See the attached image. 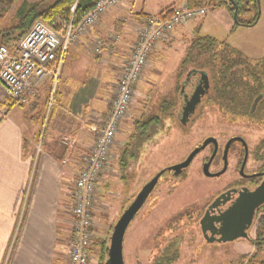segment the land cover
<instances>
[{"label":"rangeland","instance_id":"1","mask_svg":"<svg viewBox=\"0 0 264 264\" xmlns=\"http://www.w3.org/2000/svg\"><path fill=\"white\" fill-rule=\"evenodd\" d=\"M127 1L130 2L133 12L142 11L144 14H158L173 4L178 5L183 2L178 0ZM21 2L22 0H17L13 5L5 24L10 23ZM253 14L252 11L251 14L240 16V18L249 20ZM258 14L259 19L255 26L236 27L231 32L234 21L225 8L208 11L203 18L188 24V28L184 29L183 37L177 36L175 40L172 38L166 41L163 43L161 52L153 51L150 54L143 74L136 84L128 115L122 122L110 149L107 166L100 174L95 187L92 226L94 240H107L109 245L113 226L140 189L162 168L182 162L207 137L215 138L222 146L229 138L238 136L245 141L251 155L258 142L264 140V130L261 128L244 118L234 120L222 118L210 105H204L198 112L196 111L191 122L185 126H182L178 118L170 114L171 112L167 114L161 112L164 102H177L179 66L186 57L190 40L196 36L211 37L217 42L226 43L250 61L264 62V0H259ZM195 29H197L196 34H194ZM78 40L79 38L76 42ZM108 51L111 53V49ZM69 54H66L59 72V82L61 84L65 80L74 85L81 77L79 67L85 68L83 66L85 60L81 59L80 66L78 57H70ZM89 77L90 75L88 78L87 76L81 78L88 81ZM87 85L86 96L81 94L83 97L81 101L79 99L81 97L78 98L79 103L75 111L80 109L79 104L81 106L82 100L86 97H97L96 79L91 80ZM59 93L60 86L57 87L56 84L52 95L54 104L59 101ZM49 103L50 98L47 101V109L41 107L33 113H27V117L33 119L34 124L38 126L37 143L39 145L49 121ZM92 111V106H88L87 115H91ZM152 117H158L159 124L150 127L148 136L139 135L134 124ZM81 147L83 148L84 144ZM233 147L235 149L233 157H236L238 145ZM87 151L82 150L81 157ZM125 152L128 154L125 155L126 159L130 154L135 156L132 159L128 158L127 166L122 169L121 155ZM207 157L206 150L201 152L181 177L173 178L171 174L162 177L156 190L148 197L144 206L127 227L123 238L124 264H154L163 249L170 246L166 243L177 241L180 242L177 248L178 258L171 264H244L253 256L257 262L264 260V250L257 253L253 245L246 240L225 244H205L196 225L188 222V217L192 213L199 214L202 207L222 192L230 180L228 174L220 179L203 177L201 163ZM231 161L229 160L233 166L234 158ZM216 169L217 167L214 166L211 171L214 172ZM78 171L79 169L70 180L71 192H73ZM71 207L72 200H70L69 215ZM67 218L69 219V216ZM255 232L256 227L250 233L251 239L254 238ZM174 245L176 244H172L173 249ZM62 249V254L68 261V244H64ZM243 257L246 258L242 260ZM98 263V252L94 250L89 264Z\"/></svg>","mask_w":264,"mask_h":264},{"label":"crops","instance_id":"2","mask_svg":"<svg viewBox=\"0 0 264 264\" xmlns=\"http://www.w3.org/2000/svg\"><path fill=\"white\" fill-rule=\"evenodd\" d=\"M144 15L156 14L133 12L130 2L123 0L69 46L64 60L67 53L77 56L80 66L81 59L85 60V68L79 67L81 77L90 75V79L80 77L77 84L65 80L60 84L59 76V101L52 102L48 110L40 145L38 126L27 115L41 107L47 109L51 80L44 79L37 96L24 106L4 104L7 100L0 86V264H68L62 248L70 238L69 183L81 167V151L89 150L94 142L92 127L100 124L110 108L121 66L130 56ZM116 22H122L119 33L114 31ZM188 26L175 29L168 41L183 37ZM97 40L106 49L93 55L90 49ZM162 46L154 51L161 52ZM95 79L97 97H86L75 111L88 82ZM88 106L93 108L90 116Z\"/></svg>","mask_w":264,"mask_h":264},{"label":"built area","instance_id":"3","mask_svg":"<svg viewBox=\"0 0 264 264\" xmlns=\"http://www.w3.org/2000/svg\"><path fill=\"white\" fill-rule=\"evenodd\" d=\"M121 2L122 0H98L75 27L68 24L60 32L37 21L17 43L0 46V85L4 96L17 106L27 105L37 96L41 82L49 79L53 88L49 110L69 46L84 35L101 15L116 8ZM207 12L206 7L188 8L181 2L168 13L149 15L143 19L130 56L121 66L110 108L100 124L92 127L95 132L94 142L81 157V167L71 196V228L67 253L69 264L90 263V248L94 237L92 226L95 187L107 166L110 149L128 115L136 84L150 54L160 44L168 41L175 29L204 17ZM102 46L103 43L97 40L92 53L100 55ZM63 143H67V138L63 139Z\"/></svg>","mask_w":264,"mask_h":264},{"label":"trees","instance_id":"4","mask_svg":"<svg viewBox=\"0 0 264 264\" xmlns=\"http://www.w3.org/2000/svg\"><path fill=\"white\" fill-rule=\"evenodd\" d=\"M17 0H0V46H9L17 43L30 29L33 23L40 21L60 32L65 26L71 24L75 27L81 19L94 7L98 0H36L28 2L22 0L16 9L9 24H5L8 14ZM183 1L188 8L206 7L208 11L225 8L233 17L236 12L237 18L231 32L236 27H253L256 25L259 14L256 0H178ZM177 5L173 4L160 13L170 12ZM72 8H74L72 10ZM253 11L249 20L241 19L240 16H247ZM142 15V14H139ZM149 15H144V19ZM203 18V17H202ZM201 19V18H200ZM122 22H116L115 33H119ZM194 30V34H196ZM100 41V40H99ZM97 42V41H96ZM102 42V41H101ZM103 43V42H102ZM104 45L102 46V50ZM58 58V55H57ZM202 71L208 78L209 89L203 100V106L210 105L213 110L222 118L237 119L244 118L248 122L264 130V62L250 61L240 52L230 48L224 42H217L215 39L204 36L190 40L186 57L179 66L178 87L188 70ZM261 96L253 113L250 112L254 100ZM4 102L14 105L9 99ZM178 107V102H164L161 112L173 115ZM51 108L49 113L51 112ZM159 124L158 117H152L143 122L134 124L141 136H148L150 127ZM121 155L120 166L122 169L127 166L128 158H134V154L125 157ZM107 240L92 241L90 253L98 252V264L107 262ZM249 244H252L257 253L264 250V214L260 219L255 236ZM174 245L166 249L158 256L154 264H171L178 258V251ZM246 257H243L244 260ZM243 262V261H242ZM244 264H264V260L255 261V256L248 258Z\"/></svg>","mask_w":264,"mask_h":264},{"label":"flooded vegetation","instance_id":"5","mask_svg":"<svg viewBox=\"0 0 264 264\" xmlns=\"http://www.w3.org/2000/svg\"><path fill=\"white\" fill-rule=\"evenodd\" d=\"M202 75H205L202 71H197V70L191 69V70H188L186 72L184 78L181 81L180 88L178 91V96H177L178 97L177 98L178 107L173 111V115L176 118H178V120L182 126L189 124L191 122L192 118L194 117V115L203 106V100H204L205 95L207 94L208 89H209V81H208V78L206 75H205V77H206L207 84H208L206 93L204 94V96L201 97L200 103L197 105L194 112L187 115V117L184 119L183 123L181 122V120L183 119V114H184L183 107L185 105V101H187V99H189L191 97L195 88L200 83H203L202 82ZM260 99H261V96H258L255 100H257V103H258V101ZM255 100H254V102H255ZM254 102H253L252 106L254 105ZM257 103H256V105H257ZM256 105L254 106L253 109L251 106V109H250L251 113H253V111L255 110ZM208 138H213V137H207L206 139H208ZM232 138H240V137L234 136ZM232 138H229L228 140H226V142L222 146H220L218 144L217 140L215 138H213L217 142V150H216L215 155H214V157L210 163L209 173L217 174L222 170V168H223V152H224V149H225L227 142ZM205 140L200 145H198L196 148H199L205 142ZM235 145H238V151L236 152V157H233L234 156L233 154H235V152H234L235 149L233 146H235ZM205 150L208 153V157L206 158V160H204L201 163V173H202V169H203L204 165L209 161L210 157L213 155L214 145L212 143H209L201 151H199L193 158V160H194L199 154H201V152H204ZM247 151H248V148H247ZM244 152L245 151H244V147H243L242 143L239 141H234L228 146V151H227V156H226L227 167H226L225 172L223 174H221L219 176H215V177H205L202 173L203 177L209 178V179H211V178L220 179L221 177H224L225 174H228V177L230 179L226 188H224V190L222 192H220L217 196H215L209 203H206L202 207L199 214L198 213L197 214L192 213L188 217L189 218L188 222L189 221L193 222V224L196 225L197 229L199 230L201 239L205 244H208V245L220 244V243H217L215 241L216 239L219 238V236L213 235L220 228L219 223H215L216 222L215 220H217L223 212H225L230 206H232L235 203V201H237L238 199H241L240 197H243V198L248 197L250 194H253L256 190H258L259 187L264 183V140L258 142V144L255 146V148L252 152V155L249 154V151L247 152V157H246V160L243 164ZM233 158H234V165L232 166L230 164L229 160L231 161V160H233ZM192 161H191V163H192ZM191 163L189 164V166L187 168L182 169L177 173H174L173 171L168 170L173 165L164 167L161 170H159L158 172L164 170V173L159 177L158 182H157L156 186L153 188V190L151 191L150 195L153 194V192L156 190L157 186L159 185V182L161 181V179L164 175L171 174L173 178L181 177L182 175H184L185 171L190 167ZM214 166L217 167V169L214 172H212L211 169ZM218 167H220V168H218ZM227 192L230 193L228 196V199H226L223 203H221L216 209L209 210V206L213 203L214 199L217 198L219 195L225 194ZM150 195L148 197H150ZM260 199H261L262 203L254 209V211L251 215L250 225H249V228L247 230L248 240H246V241H248V242L251 241L250 233H251L252 229L255 230V227L257 228V225H258L260 219L262 218V216L264 214V196L261 197ZM256 202H257V199H255V200L253 199L249 202L246 201V205L250 208ZM202 219H205V221H203V224L201 227L200 222ZM210 221L212 222L211 224L209 223ZM201 228H203V231ZM208 240H211V241L213 240V241L209 242ZM234 242H236V241H234ZM234 242H232V243H234ZM166 244H170V245L176 244L175 246L179 247L180 242L179 241L174 242V243L173 242H167ZM165 249L166 248H164L163 251Z\"/></svg>","mask_w":264,"mask_h":264},{"label":"water","instance_id":"6","mask_svg":"<svg viewBox=\"0 0 264 264\" xmlns=\"http://www.w3.org/2000/svg\"><path fill=\"white\" fill-rule=\"evenodd\" d=\"M231 4H233L232 0H230ZM257 6H259V0H256ZM237 18L236 12L233 13V20L235 21ZM202 82L200 83L194 90L193 94L187 101H185V105L183 107V119L181 122H184V119L187 117V115L194 112L197 105L200 103V99L204 94L206 93L208 84L205 75H202ZM258 100V99H257ZM257 100H255L254 105L252 106V109L257 103ZM239 141L242 143L244 147V159L243 164L247 157V146L244 140L241 138H232L230 139L224 149L223 152V168L222 170L217 174H211L209 173V166L210 163L215 155V152L217 150V142L213 138H208L205 140V142L199 147L193 149L186 159L176 165H173L168 170L173 171L174 173L179 172L182 169H185L189 166L191 161L193 160L194 156L201 151L206 145L209 143H212L214 145V152L213 155L210 157L209 161L204 165L202 169V173L205 177H215L223 174L227 167V151L228 146L234 142ZM164 173V170L158 172L155 174L137 193L133 201L130 203L128 207H126L117 220L116 224L113 226L111 235L109 237V245L107 247V262L106 264H124L123 261V238L124 234L127 230V227L131 223V221L134 219L136 214L139 212V210L143 207L145 204L148 196L150 195L153 188L156 186L159 177ZM229 192L225 194L219 195L217 198L214 199L213 203L209 206V210L216 209L221 203H223L226 199H228ZM264 196V183L259 187L258 190H256L253 194H250L248 197L241 199H238L235 201V203L230 206L225 212H223L220 217L215 220V223H219L220 228L219 230L213 234L219 236L218 239L215 241L220 244L225 243H232L237 240H248V234L247 230L250 225L251 215L254 211V209L259 206L261 202V197ZM257 199V202L252 205V207H248L246 205V201ZM260 199V200H259ZM208 213V212H207ZM203 221L205 219H202L200 222V225L202 227ZM212 223L211 221L209 222ZM203 231V228H201ZM209 242H212L211 240H208Z\"/></svg>","mask_w":264,"mask_h":264}]
</instances>
